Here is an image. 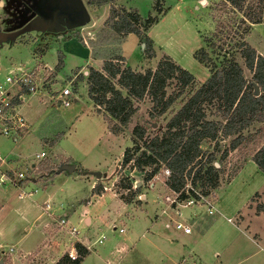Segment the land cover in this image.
I'll list each match as a JSON object with an SVG mask.
<instances>
[{"label": "rangeland", "instance_id": "rangeland-1", "mask_svg": "<svg viewBox=\"0 0 264 264\" xmlns=\"http://www.w3.org/2000/svg\"><path fill=\"white\" fill-rule=\"evenodd\" d=\"M35 1L36 0H0V31L12 32L13 30L25 26L27 21L19 24L18 27V22L21 23L23 20V18L21 19L19 16L21 15L22 10L23 12L25 11L22 9V5H26V7L29 6L33 9ZM82 2L85 3L84 0H82ZM221 2V0H115L113 7L116 9H119L120 7H123L125 10L134 9L142 18H145L148 15L155 17V22L149 25L146 29H143V32H145L146 36L151 40L150 52L152 55L150 57L146 56V51L144 49L145 45L138 39L136 48L129 54V65L135 68H140V70L133 69L135 71H141L142 66L145 67L142 71L147 68L153 69L160 58L168 56L173 62L186 69L193 76L195 85L204 81L209 75L208 68L204 67L193 57V52L200 47H203L206 51L210 52L211 56H214L213 53H211L212 48L209 44L214 42V44L217 45L219 43L218 38L225 37V44H223V49H225L239 40V33H237L236 30L240 31L242 28V25H238L237 23L240 14L232 11L228 5H223ZM111 6L112 5H104L103 7L98 8L89 6L87 7L88 10H86L89 16L87 22L80 25H68V27H63V29L56 25V30L51 28L54 30L53 34H58L60 30L57 29L60 28L61 33H59V35L64 34V36L67 35V37L74 36L80 41L85 40L88 45L91 43L94 50L97 48L100 50V46L102 45L103 47L105 46L108 48L109 52H112L116 44L119 43L121 36L103 32V30H108L104 25V21L108 16ZM155 7H157V9ZM15 21L16 24L14 23ZM138 28L141 29V26ZM102 32L105 34V41L103 43H101L100 40ZM48 34L30 30L17 34L15 37L7 39L4 42L2 41V44L0 45V78L7 71L6 67L10 65L19 63L26 67H33L35 61H40L41 63L51 62L53 65L57 64L59 56L61 63L57 66L56 82L55 75H53V72H50L47 77L49 83L45 88L47 91H42L41 94L50 98V94H54L57 89H60V87L64 85L69 88L71 93L69 97L71 98L70 106L65 108L57 102L58 107L55 108L56 111L45 113L43 117L40 118V122H38L33 133L31 129L30 131L27 130L25 134H23V138L19 141L17 140V142L0 135V154L3 155L4 150L8 149H13L23 155L32 154V162L36 163L37 169L36 171H33L30 176L44 178L47 175L50 176L53 172L55 173L58 171L59 166L63 164H56L54 166L55 169L53 168L54 171L48 170L47 165L50 164L49 160L51 157L54 156L57 161L59 160V154H56L57 150H70V157L76 164L77 168L80 167V164L87 165V173L90 176H94L93 172H100L101 174L105 173V176H102L106 178L103 179L102 187L105 186L106 188L125 196L126 194H129V192L119 188V184H126L129 179H131V182L134 179H138V174L136 171H130L129 165H120L118 168L116 164L118 160L120 161L121 159L122 151L131 145V127L127 125L118 133L120 135L115 137V134L114 138L111 139L100 137L107 127L106 119L101 113L93 111L91 106L82 100L85 97L86 92L81 80L77 82L78 86L76 88H73L75 85L71 84L69 81V77H71L78 68H81V66L86 67L87 65H90L96 67V65L93 62L86 61V58L82 57V55L74 54L76 50L75 48H71L68 52L57 51L59 49L56 44H50L43 55H33V51L37 52L39 50L38 47H32L33 41L42 38H56L55 35ZM243 38L249 46L253 47L257 53L264 57V22L259 24H249L248 30L243 34ZM13 41H17L19 44H14L12 46L4 44H11ZM141 44H143V46H141ZM215 52H217V49H215ZM31 58L32 61L27 62L30 61ZM233 59L241 66L243 76L248 80L250 78V73L243 66L242 59L236 53L233 54ZM31 63L32 65H30ZM118 64L125 65L124 62H119ZM58 78L62 80V83L57 81ZM114 86L115 88L120 89L117 84ZM191 90L192 85L182 89L178 93L179 95L174 98L175 101L170 108L161 116L154 115L149 117L148 112L150 105L147 98H143L141 101L135 103L137 109L133 114L131 125L134 123H141L145 126L144 128L148 134L159 133L163 129L166 119L176 110L180 102L186 98ZM120 91L125 95L123 89ZM177 91L178 86L175 80H169L165 89L166 94L175 95ZM29 97L26 96V99ZM215 105L216 102L213 101L206 106L205 112L208 119L218 120ZM58 114L61 115L60 119ZM62 122L63 124L65 123V125H63ZM262 122L263 123L254 122L246 130L242 131V136L251 137V141L247 146L241 143L238 146L233 147L231 142V138L234 137L233 135L230 137L222 136L220 134L217 135L216 147L210 140L203 141L200 147L202 155H200L199 159H195L198 160V164L191 169L190 174L185 176V178H190L193 171L198 166L205 165L206 158L208 157V154L211 153L213 157L212 162L217 171L214 183L210 187L213 195L215 197L218 195L217 200L219 199V201H221L222 199V202L226 204L222 206L226 209H230V207L237 201H241L251 189L257 190L260 181L258 180V175L254 172L252 173L253 165H251V161L249 160H251V156L257 148L264 142V120ZM58 130L62 136L60 138L57 137L56 139L53 137L54 140L51 142L50 146H47L48 143L46 146L44 145L43 149L46 151V157L39 161L36 160L34 154L39 152L38 150L40 149V146L39 143L34 141V134L41 135L42 137L47 136V140H49L51 134L57 133ZM83 151L85 153H82ZM29 159L31 158L27 157V160ZM22 160L23 159H20V161ZM242 163L245 164L242 166V171L239 173L236 182L232 185L233 187H227L224 189L222 183L225 182V178L227 177L225 171L228 175H231L235 168ZM85 171L86 169H83V172ZM259 174L261 177L264 175L261 171ZM125 178H127L128 181L125 180ZM158 181H162L163 183L165 180L163 177H159ZM162 183L161 186H163ZM130 186L132 187L131 184ZM143 188H147L145 184ZM102 190L104 191V189ZM11 191L14 193L13 190ZM139 191H141V189ZM164 191L165 189L163 187L162 192ZM145 193L146 198L148 202H151V205H143L144 207L142 206L139 208L130 206L121 207L120 204L111 197V192L106 193L105 199H103L101 203V211L96 213L98 219H95L91 225V229H95L94 232L96 234L101 233L98 236H103L104 240L101 244L95 245V247L91 245L88 247L89 254L82 259L81 264H106V262L109 264L115 260V255L112 254L114 249L117 248L118 244H123L126 237H129L130 235L129 221L131 215L142 222V218L147 220V215H151L153 212L152 204L154 202L153 194L155 192L153 193V190H147ZM232 198L233 200H231ZM251 201H256V195H252ZM218 205H220V202H218ZM101 216L104 218L106 216V224L104 223L106 218L101 220ZM113 218L115 220V225L108 226L109 221ZM121 224H125L128 227L123 233L118 232V228ZM77 226L78 234L79 236H82L86 227L82 224H78ZM55 227L56 226L51 227L52 231L50 230L49 233L51 234L54 232L51 236L56 237L55 239L58 241V246L54 249V254H52L54 256L59 255L61 252L62 254L65 253L68 246L67 244L73 240V238H69L66 235L63 238L59 237L58 234L55 235V232L57 231V227ZM142 227H144V225H142ZM98 228L99 230H97ZM109 228L111 229L109 230ZM53 229L56 230L53 231ZM18 230L23 234V232L26 231V227ZM95 233L93 236H90V240L95 236ZM8 234L9 236L6 238H8L7 240H10L12 233L9 232ZM126 250L127 248L124 249V251H121L120 254L118 253V255L124 254ZM251 251L252 250L248 248L246 253ZM127 256L128 257H125L121 264H145L141 260H135V258H139V255L136 257H134L133 254ZM260 256L261 255L259 254L255 255L245 264H255L256 258H260ZM18 259L21 263L23 261L29 262V260H32L29 256L24 258L18 257ZM177 262L178 264H181L182 260L177 257ZM0 264H12L8 252L0 251Z\"/></svg>", "mask_w": 264, "mask_h": 264}, {"label": "crops", "instance_id": "crops-1", "mask_svg": "<svg viewBox=\"0 0 264 264\" xmlns=\"http://www.w3.org/2000/svg\"><path fill=\"white\" fill-rule=\"evenodd\" d=\"M83 4L85 9L88 10L87 7L89 6L85 3ZM111 5L113 6V4ZM108 31L110 30H103V32L117 35L112 31ZM103 32L102 37H100L101 43L105 41V34ZM122 36L112 52H109L108 48L102 45V47L100 46V50L98 48L94 50L91 43L88 45L85 40L80 41L74 36L67 37V35L64 36L63 34L56 36V40L53 38H42L43 40L38 39L33 41L32 47H38L39 50L37 52L33 51L32 54L43 55L50 44H56L59 49L57 51L68 52L71 48H75L74 54L82 55V57L86 58V61L93 62L96 67L90 65L86 67L81 66V68H78L73 75L69 77V81L71 84L75 85L73 88H76L78 86L77 82L81 80L86 92L82 100L88 103L93 111L96 112V107L93 106L86 91L85 78L88 67L101 70L104 59L120 57L123 61L118 62H124V66L130 67L132 70H140V68L132 67L128 62L129 54L138 44V37L133 33H127ZM4 44L12 46L14 44H19V42L13 41L11 44ZM31 61L32 58L27 62ZM45 64L51 69L53 75H55L56 82V64H53V66L51 62L41 63L40 61H35L34 66H42ZM30 65H32V63ZM16 66L25 67V65L16 63L6 67V70ZM120 66L124 67L123 65ZM143 68L145 67L142 66V69ZM57 81L62 83L60 78H58ZM28 97V99L25 98L20 112L26 121L27 130L30 131L31 129L33 133L38 122H40V118L43 117L45 113L56 111L55 108L58 107V103L55 99L49 98L44 94L38 95V93H34L28 95ZM69 106L70 105L65 108ZM100 111L102 112L101 109ZM58 115L60 119L61 115ZM132 117L128 124L130 127L132 126ZM63 125H65V123ZM140 125L143 124L140 123ZM143 127L145 126L143 125ZM114 135L115 134H112L106 127L100 137L111 139L114 138ZM118 135L120 134H116L115 137ZM61 136L62 134L58 130L57 133L51 134L50 141L47 140V136L42 137L38 134H34L33 139L39 143L40 149L38 151L46 153L43 149L44 145L46 146L48 143L47 146H50L54 139L57 137L60 138ZM230 136L232 135L230 134L226 137ZM20 137L21 138L11 140L17 142V140L19 141L23 138V135ZM3 153L5 157L12 159L18 158L19 161L20 159L27 160V157L32 158V154L23 155L13 149L4 150ZM82 153L85 152L83 151ZM56 154H59V160L57 161L54 156L51 157L49 160L50 164L47 165L48 170H54L56 164L64 163L73 165L72 171H56L50 176H42L44 178L33 176L32 181L24 182L21 188L13 185L0 187V251L9 253L12 264H53L56 259L62 255V252L56 256L52 255L55 252L54 249L58 246V241L55 239L56 237L51 236L54 232L51 234L49 233L51 227L56 226L60 218L65 220L67 228L75 227L77 229L78 224L84 225L86 228L84 229L83 235L79 236L77 231L76 238L80 241L86 239L90 240V236H93L95 233V229H91V225L95 219H98L96 213L101 211V203L102 200L105 199L107 192H111V197L116 200L121 207L130 206L139 208L143 205H151V202H148L145 195L147 190H153V193L155 192L153 194L154 202L152 204V214L147 215V220L142 218V222L131 215L129 221L130 235L126 237L123 244H118L117 248L114 249L112 254L115 255V260L109 264H121L124 258L131 254H133L134 257L139 255V258H135V260H141L145 264H178L177 257H179L180 260L186 259L192 261L193 264H245L249 259L259 254L261 256L260 258H256L255 264H264V175L262 177L260 176V171L251 160L249 161H251V165H253L252 173H256L260 181L257 187L258 189H251L241 201H237L230 209H226L222 206L226 204L222 202V199L221 201H219V199L217 200V195L213 204L215 208L213 214L210 216L205 214L197 216L191 225V233L182 234L171 225H166L169 220L174 221L178 219V216L168 209H165L159 202L158 196L160 194L158 193H162L163 191L161 182L151 181V183L146 184L147 181L143 179L144 172L130 167V171H136L138 179H134L132 182L131 179H129L132 187L130 186L127 192L133 193V195L128 201H124L119 193L108 188L96 194L93 191L94 186H102L103 179L106 178H96L93 175L90 176L87 173V165L80 164V167L77 168L70 157V150H57ZM244 164H239L231 175H228L225 171L227 177L225 178V182L222 183L224 189L233 187L232 185L236 182ZM116 166H120L119 160ZM32 167L36 169L35 162H32ZM83 169H86V171L83 172ZM144 184L147 188H143ZM140 189L141 191H139ZM11 190H13L14 193H12ZM124 190L126 191V189ZM252 195H256V201L254 202L251 201ZM231 200H233V198ZM218 202H220V205H218ZM183 215H187L186 209L182 210L181 216ZM105 218L101 216V220ZM228 219L233 220V222L228 221ZM106 222L107 218L104 220L105 224ZM114 222V218L111 219L108 226L115 225ZM142 225H144V227H142ZM24 227H26V231L21 234L18 229ZM119 228L122 229L121 232L118 231L119 233H123L128 229L125 224H121ZM110 229L111 228H109V230ZM54 230L55 229H53V231ZM97 230H99V228ZM9 232L12 233V235L10 236V240H7L8 238L6 237L9 236ZM56 234L55 232V235ZM100 234L95 233V236L91 238V246L95 247V245L103 242L104 239L101 242L92 243ZM65 235L67 236V234H60L59 237L63 238ZM126 248L127 250L124 254L118 255V253L120 254V252L124 251ZM248 248L252 251L246 253ZM87 251V254H89V249H87ZM86 255L81 258L79 264H81L82 259ZM27 256L31 257L32 260H29V262L23 261L21 263L18 259V257L24 258ZM106 264H108V262H106Z\"/></svg>", "mask_w": 264, "mask_h": 264}, {"label": "trees", "instance_id": "trees-1", "mask_svg": "<svg viewBox=\"0 0 264 264\" xmlns=\"http://www.w3.org/2000/svg\"><path fill=\"white\" fill-rule=\"evenodd\" d=\"M84 1L86 5L98 8L111 5L115 0ZM221 1L223 5H228L232 11L240 14L237 23L242 28L240 31L236 30L239 40L225 49V37L218 38L217 45L210 43L214 56L203 47L193 52V57L208 68L209 72L208 77L198 85H195L193 76L186 69L168 56L160 58L153 69L147 68L143 71H135L128 66L121 67L118 64L122 60L120 57L104 59L101 70L88 67L85 78L87 96L96 107V112L106 119L107 128L112 134H118L130 123L137 109L135 103L143 98H148L150 102L148 116H161L170 108L178 93L192 85L190 93L166 119L159 133L150 135L138 123L131 126V145L123 150L120 165H129L132 169L143 171L145 181L163 166L170 171L165 182L171 189L178 190L183 185L185 176L198 164L195 159L202 155L200 147L203 141H213L216 147L218 134H231L234 135L231 140L233 147L241 143L247 146L251 137L242 136V131L254 122L260 123L264 120V57L243 38L249 24L264 22V0ZM153 22V16L142 18L134 9H116L111 6L104 25L120 36L135 34L145 45L146 56L150 57L151 40L143 29ZM234 53L238 54L243 66L250 73L248 80L244 78L241 66L233 59ZM60 63L58 56L56 66ZM172 79L175 80L178 91L175 95H168L165 89L168 81ZM115 84L120 89L115 88ZM121 89L125 91V95L121 93ZM213 101L216 102L218 120L208 119L205 112L206 106ZM212 161L210 153L205 165H200L193 171L190 177L193 185H213L217 169ZM251 161L264 173V142L252 154ZM125 180L128 181L127 178ZM119 185V188L126 191L130 189L129 181ZM97 187L94 186V193L103 191L102 186ZM120 195L124 201H128L133 193ZM74 248L76 258L70 259L63 253L53 264H79L88 251L79 242H74Z\"/></svg>", "mask_w": 264, "mask_h": 264}, {"label": "built area", "instance_id": "built-area-1", "mask_svg": "<svg viewBox=\"0 0 264 264\" xmlns=\"http://www.w3.org/2000/svg\"><path fill=\"white\" fill-rule=\"evenodd\" d=\"M50 72L51 69L45 65L33 67L16 66L8 69L3 74L0 78V135L14 140L25 134L27 124L20 112V108L26 96L47 91L45 88L49 83L47 77ZM50 95V98L55 99L63 107L68 106L71 102V98H69L71 93L66 86L57 89L54 94ZM45 157L46 155L43 151L34 154V158L38 161ZM36 169L32 167V158L20 162L18 158H7L0 154V187L13 185L21 188L24 182L32 181L33 176L30 175ZM169 175V169L160 166L146 184L151 183V181H158L159 177H163L166 180ZM162 184L165 191L158 196V200L165 209L178 216V219L169 220L166 225H171L182 234L191 233V225L197 216L202 214L210 216L215 211L213 204L216 197L213 195L210 186L197 187L191 183L190 178H185L183 185L178 190L171 189L165 181ZM102 189L105 190L106 187L103 186ZM183 209L187 210V215L181 216ZM228 221L233 222L231 219H228ZM65 224V220L60 218L56 225V233L59 236L62 233L67 234L69 238H73L67 244L65 253L70 259H74L77 257L74 242H79L88 249L90 240H78L76 238L78 230L75 227L67 228ZM118 231L121 232L122 229L119 228ZM103 239V236H98L92 243L101 242ZM181 264H193V262L184 259Z\"/></svg>", "mask_w": 264, "mask_h": 264}, {"label": "water", "instance_id": "water-1", "mask_svg": "<svg viewBox=\"0 0 264 264\" xmlns=\"http://www.w3.org/2000/svg\"><path fill=\"white\" fill-rule=\"evenodd\" d=\"M22 9L25 11L23 12L22 10L19 16L21 19L23 18V20L21 23L18 22V27L19 24L27 21L26 25L12 32L0 31V45L2 41L4 42L7 40L6 37L11 39L17 34L26 31H51L53 25L61 26L63 24L62 27H68V25L84 24L89 20L88 13L82 0H36L33 9L29 6L26 7V5H22ZM141 46H143V44H141ZM64 169L72 171L73 165L63 163L59 166L58 171ZM93 174L96 178L105 176V173L101 174L100 172H93Z\"/></svg>", "mask_w": 264, "mask_h": 264}, {"label": "flooded vegetation", "instance_id": "flooded-vegetation-1", "mask_svg": "<svg viewBox=\"0 0 264 264\" xmlns=\"http://www.w3.org/2000/svg\"><path fill=\"white\" fill-rule=\"evenodd\" d=\"M14 23L16 24V21H15ZM15 24H13V25H15ZM11 26H12V25H11ZM55 26H56V25H53L52 29L56 30ZM59 26H60V25H59ZM9 28H10V27H9ZM60 28H62V29H63V27H61V26H60ZM60 28H59V29H57V30H60V31H59V33H61V29H60ZM52 29H51V31H45V30H43V31H42V33H43V34H48V33H49V34H51V35L58 36V35H59V33H58V34H56V33H55V34H53L54 30H52ZM65 29H66V28H65ZM49 34H48V35H49ZM6 38H7V39H9L8 37H6Z\"/></svg>", "mask_w": 264, "mask_h": 264}]
</instances>
